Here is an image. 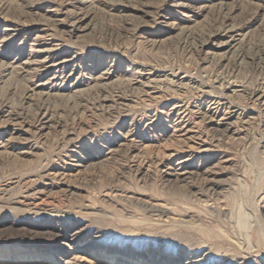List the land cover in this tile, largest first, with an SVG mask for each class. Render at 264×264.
Here are the masks:
<instances>
[{
	"label": "rangeland",
	"instance_id": "1",
	"mask_svg": "<svg viewBox=\"0 0 264 264\" xmlns=\"http://www.w3.org/2000/svg\"><path fill=\"white\" fill-rule=\"evenodd\" d=\"M70 1L0 0V264H264V0Z\"/></svg>",
	"mask_w": 264,
	"mask_h": 264
},
{
	"label": "bare ground",
	"instance_id": "2",
	"mask_svg": "<svg viewBox=\"0 0 264 264\" xmlns=\"http://www.w3.org/2000/svg\"><path fill=\"white\" fill-rule=\"evenodd\" d=\"M203 1L204 0H188L186 2L180 1V2L175 3L174 5H175L176 10H180L181 11V15L183 17H185V18H192V17L201 15L202 12L204 11V9L206 7H208V5H205L203 3ZM68 4L71 5V6H73V7H76L77 5H81V6H85L86 5V6H89L88 5L89 4L88 0H72ZM87 18H88L87 12L80 13L79 16L76 15V23L78 25H80L81 23H84V21ZM44 25L45 26H48L47 23H44ZM232 31H233V26L232 25L231 26L229 25L227 27H224L221 30H217V31L213 32L212 34L209 35V38L208 39L202 40L201 41V44H200V47H201V49L206 48V49H204L205 50L204 54H206V55L207 54H211V51H210V48L211 47H213V48H221V49H229V48H231L232 47V40H229V41L228 40H226V41H217V39L220 38V37H222L223 35L225 36L227 32H232ZM43 51H47V49L45 48V49L39 50V52H43ZM55 61L56 60L53 61L54 62L53 65L54 66H58V65H60V63H62L63 60H58L57 62H55ZM224 61H225V57H222V58L219 59V62H224ZM33 63L35 65V67H38L39 66V61L33 62ZM47 63H50V62H47ZM263 79H264V77H263ZM148 82H149V80H148ZM148 82H146V83H148ZM233 87H235V86H233ZM251 95H252V97L255 98V101L257 102V104H260L264 108V82L262 83L261 87L256 92H253V94H251ZM214 111H216V110H214ZM215 116H217V115H215ZM204 118H205L204 120L206 121V123L212 124V125L216 126V128L219 129L220 131H226L230 127V125H231V123L228 121V117L227 116H224V117H221V118H214V114H213L211 116H206L205 115ZM179 138L181 140L186 141V143H196V144H198L200 142L199 140H201L200 134L199 133H196V131H194L192 128H190V129L189 128L182 129V132L179 134ZM201 142H203V141H201ZM176 151L177 150H173L167 156V158L165 159V161H164V167H165L164 173L167 176H174L176 179H185V178L189 177L193 173V171H190L187 168H185L186 167V164H185L184 161H187V159H185V160H183L181 162H178L176 165L173 163L174 162L173 157H174V153ZM204 174H206V172H204L203 175ZM228 184H230V182ZM208 202H210V201H208ZM263 215H264V212H263ZM38 234L39 233H37V232L36 233H33V236L32 237H39ZM259 235L262 238L261 239L262 242H264V236H262L261 234H259ZM59 236L60 235L56 232V233H50L47 236V238H51L52 240H56L57 237H59ZM87 243L88 242H85L84 245H86ZM64 263L65 264H70L71 261L70 260H67Z\"/></svg>",
	"mask_w": 264,
	"mask_h": 264
}]
</instances>
